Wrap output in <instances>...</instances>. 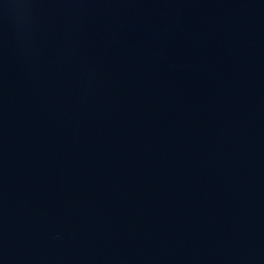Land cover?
<instances>
[{
    "label": "water",
    "instance_id": "95a60500",
    "mask_svg": "<svg viewBox=\"0 0 264 264\" xmlns=\"http://www.w3.org/2000/svg\"><path fill=\"white\" fill-rule=\"evenodd\" d=\"M0 264H264V0H0Z\"/></svg>",
    "mask_w": 264,
    "mask_h": 264
}]
</instances>
